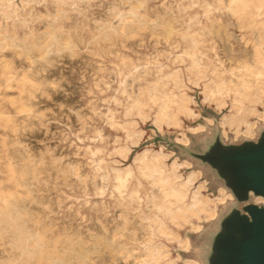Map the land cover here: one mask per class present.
Wrapping results in <instances>:
<instances>
[{
    "label": "rangeland",
    "instance_id": "374dc122",
    "mask_svg": "<svg viewBox=\"0 0 264 264\" xmlns=\"http://www.w3.org/2000/svg\"><path fill=\"white\" fill-rule=\"evenodd\" d=\"M124 1L27 0L32 8L22 16L20 0H15L19 9L11 1L0 0V25L7 36L15 30L17 45L9 40L8 46L0 48V196L14 193L17 207L29 213L28 230L44 233L49 252H62L70 243L76 247L80 240L89 250L85 264H136L110 250L108 243L117 229L115 244L136 248L138 254L148 252L150 259L142 264H153L163 251L161 239L170 225L205 206L162 155L139 153L144 148L163 146L180 160L188 159L204 172L210 191L220 184L214 172L190 154L221 136V112L214 103L202 101L203 82L206 98L218 105L227 102L223 113L229 112L230 103L234 114L242 116L252 97L263 91L264 0H141L145 18L172 21L174 35L156 37L147 25L130 37L99 39L100 23L116 21L112 7L128 10ZM55 3L70 10L67 19L55 22L54 34L70 41L73 48L55 44L45 51L28 48L30 31L36 41L47 40L42 32L51 23L47 14L54 13ZM228 12L238 24L230 27L237 36L229 39L234 50L231 60L224 54V42L210 32L227 20ZM242 47L253 48V64L235 59ZM28 77L39 85H30ZM183 80L198 113L195 119L181 116L187 145L176 142L179 129L163 124L158 131L152 123L153 118L157 126L173 124L172 112L186 111ZM23 102L31 107L29 111ZM206 116L212 118L211 124L203 120ZM197 123L204 129L190 134L187 127ZM140 129L143 135L135 146ZM228 132L224 140L234 141ZM28 164L35 175L21 176L18 170ZM73 164L77 176L70 168ZM181 172L185 175L187 170ZM223 211L194 237L198 252L207 250ZM141 224L148 227L146 240ZM10 239V232L0 229V264H17L8 263L9 257L18 255ZM168 246L175 254L176 244ZM72 261L79 264L74 256Z\"/></svg>",
    "mask_w": 264,
    "mask_h": 264
},
{
    "label": "bare ground",
    "instance_id": "6f19581e",
    "mask_svg": "<svg viewBox=\"0 0 264 264\" xmlns=\"http://www.w3.org/2000/svg\"><path fill=\"white\" fill-rule=\"evenodd\" d=\"M3 1L4 2L11 1L13 5L16 7V9H19V6L15 2V0H3ZM20 1L22 8L24 7L22 16H25L28 13L29 9L32 8V3H27V0H20ZM225 1L228 2L229 0H225ZM124 5L128 7V10L121 11L116 7H112L114 18H116L115 22L107 21L100 23V27L98 29V34H97V37L99 39H105L109 41L113 36L130 37L133 36L139 29L147 25H149L152 33L156 37H162L163 39H167L175 34L176 32L175 27L173 25V22L170 20H166L164 18L162 19L158 18L154 22H149L147 18H145V16L143 15V13L140 12V10L143 8V4L141 0H125ZM69 10H70L69 7L55 3L54 13L47 14L51 19V23L47 22L48 25L45 27V29L42 32L47 40L43 44L41 42L36 41L33 33L30 31L29 33H27L30 37L29 40L27 41L28 44L27 47L30 49H37V50L42 49V51H45L50 45L55 44L59 46L62 45L64 47H70L72 49L73 45L70 41L66 40L63 37H56V35L54 34L55 30L58 28L55 22L57 20L67 19ZM230 27L237 28L238 24L232 22L231 13L228 12L227 20L224 22H218L215 26L211 28L210 31L224 42L223 51L229 60L233 58V52H234L232 48V44L229 42V39L237 38L235 32L231 30ZM12 31L15 30L12 29ZM12 31L11 34L7 36V29L0 25V48L8 46L9 40L12 42L11 43L12 45H15V43L13 42L14 40L13 35L15 33ZM192 47L195 48L196 43H193ZM239 52L241 53L240 56L235 57V59L239 58L241 61L248 60L251 64L254 63L255 52L253 48L247 49L246 47H242ZM44 56L45 55H42V57ZM26 80L32 86L39 85V82L33 80L30 77H28ZM261 84L263 86L262 95H260L257 98L252 97L251 103L249 104L248 107V111L242 116L240 114H234L230 103H229V112L223 113L222 109L226 106L227 102H225V104L223 105H218L215 101L206 98L204 92V82H203L202 85L203 88L201 91L203 95L202 101L205 103H210V102L214 103L215 109L221 112V116L218 120V126L220 128L221 136L223 139L227 138L229 133L228 131L232 133L234 141H237L238 138L240 137L248 138V139L256 138V136L258 135V130H257L258 126L259 125L264 126V79L261 81ZM186 88H187L186 83L183 80L182 91L186 98L187 108L185 112H177V111L172 112L173 115L175 116V121L173 124L161 123L159 126H157V124L154 122L152 118V123L154 124V126L157 128L158 131L163 130V124L167 128L179 129V134L175 138V140L176 142L181 143L183 145L188 144L189 138L187 133L182 131L181 116H185L191 119H195L198 117V113L192 107V105L195 104V100L191 95H189L186 92ZM259 106L262 109H260ZM22 107L27 111L31 109V107L27 105L25 102L22 103ZM40 114L41 113H38V115ZM203 120L207 124L212 123V118L210 117L206 116L203 118ZM204 127L205 126L203 124L197 123L194 126H188L187 130L189 131L190 134H196L198 132H201L204 129ZM138 131L140 132V136L133 144L135 146L138 144L139 140L143 135V130L140 129ZM143 151H149L162 155L165 159V164L167 166L172 165L175 168V171L177 175L180 177V179L182 181L189 182L191 189L196 191L199 197H201L204 200V204H205V206L202 207L197 213L188 215L186 218L182 219L178 223L170 225L169 231L161 239L163 251L158 258H155L156 261L153 262V264H202L201 254L200 252H198L199 251L198 246L194 244L193 239L194 237H198L201 234L205 224L211 223L214 220H216L220 212L233 201L232 194L225 187L221 185L216 186L213 191H210L208 187L209 186L208 178L200 168L193 167L192 163L188 159L184 158L180 160L172 152L165 151L163 149V146H160L158 149H152L146 147L139 153H142ZM139 153H137L136 155H138ZM172 155L173 157H171ZM168 159H171L170 164L167 163ZM29 162H31V160H29ZM70 168L71 170H73L76 176L79 175L78 167L76 165L74 164L70 165ZM183 169L187 170L185 175L181 172V170ZM18 173L21 176H25L28 173L34 176L35 170L31 164H28V166L19 169ZM252 199L254 203L257 204L264 203L263 199L260 196H252ZM158 208H160V206H158ZM28 214L29 213L27 210L20 209L17 207V205L15 204L13 192H9L8 195L5 196H0V229L10 232L11 234L10 245L18 251L17 256L8 258V263L44 264V262H47V264H73L72 257L74 256L79 264H85V262L88 259L89 250H87L84 246H82L80 240L76 241L77 244L76 247H73L72 245H70L71 244L70 243L69 246L66 249H63L62 252L61 250L59 253L49 252L47 250L48 248L46 249V241H45L46 239L44 233L39 230L33 232H30L28 230L25 220ZM121 217L124 221L123 223L125 224L126 223L125 215L121 213ZM32 222L34 223V221ZM141 229L143 230L142 238L145 240L148 239L149 234H148L147 225L141 224ZM182 229L184 230L183 235L180 234V231ZM118 234H119V229L113 232L112 239L108 243L110 250L121 253L123 257L126 259L131 257L136 264H142L143 262L150 259V255L146 251L142 254H138L136 248L132 247L128 249L124 243L115 244L114 242L116 241ZM95 238L98 241L102 240V238L99 236H95ZM66 240L70 242L69 238H66ZM169 243L176 244L175 254L171 253L168 246ZM52 246L53 245H51V247ZM66 253L69 255V257L66 256Z\"/></svg>",
    "mask_w": 264,
    "mask_h": 264
},
{
    "label": "water",
    "instance_id": "95a60500",
    "mask_svg": "<svg viewBox=\"0 0 264 264\" xmlns=\"http://www.w3.org/2000/svg\"><path fill=\"white\" fill-rule=\"evenodd\" d=\"M190 154L233 196L207 250L200 252L202 264H264V203L252 199L260 196L264 201V126L255 139L226 142L217 134L200 152Z\"/></svg>",
    "mask_w": 264,
    "mask_h": 264
}]
</instances>
